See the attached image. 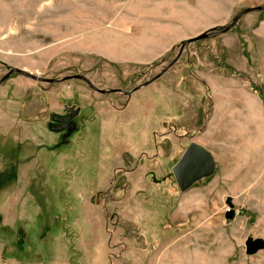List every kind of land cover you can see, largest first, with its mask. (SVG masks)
Masks as SVG:
<instances>
[{"label":"rangeland","instance_id":"obj_1","mask_svg":"<svg viewBox=\"0 0 264 264\" xmlns=\"http://www.w3.org/2000/svg\"><path fill=\"white\" fill-rule=\"evenodd\" d=\"M262 6L264 0H0V80L18 68L132 90L163 72L182 41ZM260 14L187 46L160 79L130 97L97 95L106 99L105 119L88 109L94 92L82 81L48 85L14 75L4 82L0 264H264V250L249 256L245 247L249 237L264 239V113L254 114L262 119L251 127L246 113L237 122L222 113L219 129L231 133L214 139L221 165L212 177L182 193L172 175L191 142L205 143L200 133L213 90L264 91L245 73L246 39ZM114 98L128 101L120 113L126 122L107 107ZM64 105L82 108L67 144L44 126ZM116 127L124 137L113 141L131 158L115 165L107 134ZM119 164L138 170L113 174Z\"/></svg>","mask_w":264,"mask_h":264},{"label":"water","instance_id":"obj_2","mask_svg":"<svg viewBox=\"0 0 264 264\" xmlns=\"http://www.w3.org/2000/svg\"><path fill=\"white\" fill-rule=\"evenodd\" d=\"M254 12H264V6L247 9V10L241 12L240 14H238L233 19V21L227 26H221L219 28H214V29L208 30V31L196 36V37L182 41L181 44L179 45V48H180L179 54L175 58V60L159 75H157L156 77H154L151 80H148L144 84L137 86L133 92H136L142 88L148 87L149 85H151L152 83H154L155 81L160 79L162 77V75L168 69H170L175 63L178 62V60L181 58L182 53L184 52V50L187 46L194 44V43H197V42H200L202 40L212 38V37L217 36V35L228 33L229 31H231L236 26V24L243 17H245L246 15H248L250 13H254ZM2 64L5 65V63H2ZM8 70H9L8 74H6V76H4L0 80V86L5 81H7L14 73H19L23 77H26V78H29L32 80L43 81V82H47V83L62 84V83L69 82V81H82V82L86 83L93 90L100 92V93H103V94L110 93V92H118V93L123 92L122 90H108V91L101 90L98 87H96L89 78H87L83 75H79V74L73 75V76H68V77H65L61 80H46V79H42V78H39L37 76H34L32 74H29L28 72H26L24 70H20L18 68H14V69L9 68ZM68 110L70 112H74V113L70 114L68 117H65V120H63V121L61 119H58V122L62 123V125H64V122L71 121L74 118H76L81 111L80 109L75 110L74 107H72ZM64 129H65L64 126H58V130H55V131H58V133H59V132H62ZM70 135H71V131L69 130L67 136L69 137ZM215 171H216V162H215L213 155L208 150H206L204 147L199 145L198 143L191 142L190 145L188 146V148L186 149V151L184 152L183 156L179 160V162L173 167L172 174L175 178V181L178 185L179 190L182 193H185L188 190H190L195 184L199 183L203 179H207V178L212 177L214 175ZM228 205H230L231 208L233 207L231 199L228 200ZM234 215H235L234 211H228L226 214V219L227 220H233ZM245 247H246V254L249 256H254L258 252L264 250V239L249 237L246 240Z\"/></svg>","mask_w":264,"mask_h":264},{"label":"crops","instance_id":"obj_3","mask_svg":"<svg viewBox=\"0 0 264 264\" xmlns=\"http://www.w3.org/2000/svg\"><path fill=\"white\" fill-rule=\"evenodd\" d=\"M251 21H254V18H252ZM252 34V36H247V42L245 44L247 49L246 61L248 66L247 69H245V73L249 81L253 80L256 82V80H259L264 85V14L257 16ZM226 78L227 77H224L222 80H225ZM231 92H235L241 99H237ZM210 95L211 96H208V98L212 105L210 106L209 120H206L205 126L202 128L200 133V138L204 137L205 143L201 142L198 144L206 150H210L209 152L215 159L217 169V163L220 162L221 165V161L217 155L219 149L217 144L214 142V139L219 140V138L224 134L226 135L231 133H223V130L219 129V127L223 124L220 122L222 119V113L226 112V120H232L234 122L238 121L240 112L246 113L248 116L245 115L243 117V122L248 124L250 127L252 123H260V119L262 118L259 116H257V118L253 117L255 113H259V115L264 113V91L260 92L257 88H254L253 91L246 88L241 89L240 87H237L234 90L218 88L217 90H213ZM131 107L132 106H130V109ZM211 113H213V115H211ZM217 171H215V173ZM260 177L262 178V176ZM110 181L111 178L107 180L109 184Z\"/></svg>","mask_w":264,"mask_h":264},{"label":"flooded vegetation","instance_id":"obj_4","mask_svg":"<svg viewBox=\"0 0 264 264\" xmlns=\"http://www.w3.org/2000/svg\"><path fill=\"white\" fill-rule=\"evenodd\" d=\"M14 75H18V76H22V75H20L19 73H14L12 76H14ZM11 76V77H12ZM10 77V78H11ZM23 77V76H22ZM9 78V79H10ZM24 78H26V77H24ZM8 79V80H9ZM29 79V78H28ZM42 79H46V80H48V78H42ZM7 80V81H8ZM32 80V79H31ZM49 80H53V79H49ZM7 81H5V82H7ZM34 81H36V82H40L41 84H48V85H58L57 83L55 84V83H47V82H43V81H37V80H34ZM2 86V85H1ZM136 88V87H135ZM134 88V89H135ZM99 89H101V90H106V89H103V88H99ZM134 89H132V90H126V89H122V88H118V89H111V90H122L123 92L122 93H118V92H110V93H105V94H103V93H100V92H97V91H95V90H93L92 88H91V90H92V92H94L93 94H92V96L90 97V100H89V102H88V104H87V107H88V109L90 110L91 109V112H92V114H95L96 116H98V115H101V116H104V114H105V116H104V119L108 116V113H106L105 112V109H106V107H105V104L107 103L105 100L106 99H101V98H99L97 95H99V96H103V97H107L108 95H110V94H113V95H119V96H122V98H125V97H130L133 93H135V92H133L134 91ZM106 91H108V90H106ZM41 96L44 98V100H45V104L47 103V97H48V93L45 91V90H41ZM127 102L128 101H126V100H121V99H118V100H115V98L114 99H112V101H110L109 103H108V108L109 109H111V110H113L116 114H118L119 116H117V117H115L116 119H117V121L118 122H126L127 120H121V115H120V113L121 112H124L125 111V109H127ZM52 100H50L48 103H47V106L48 107H52L53 105H52ZM72 107H74L75 108V110L76 109H80L81 111H80V113H79V115L76 117V118H74L73 120H71V121H67V122H64V125H62V123H59L58 122V119H61L62 121L63 120H65V117H68L70 114H72V113H74V112H70L68 109H70V108H72ZM72 107H70V106H68V105H64V107H63V113L62 114H58V112H56V111H53V112H51L50 114H49V121L46 123V124H44V126H46L49 130H51L52 132H54V133H56V134H60L61 135V143L62 144H67L68 143V140H69V138L75 133V132H77L79 129H80V126H79V123L77 122V119L80 117V115H81V112H82V108H80V107H76L75 105L74 106H72ZM137 114V113H136ZM139 114V113H138ZM103 119V120H104ZM58 126H64L65 127V129L62 131V132H59L58 133V131H55V130H58ZM69 130L71 131V135L68 137L67 135H68V132H69ZM116 134H118V136H119V138H121V136L120 135H122V134H120V131H119V129L116 127V128H112L111 130H108V134H107V139H108V143H107V145H109L111 148H110V150H112V154H113V163H114V160L115 159H117V160H121L123 163H126L128 160H127V158L129 157V158H131L130 156V153H128L127 151H124V150H122V149H120L119 150V147L117 148V145H116V143L113 141L114 140V137H112V136H116ZM123 136V135H122ZM133 136V135H132ZM131 136V137H132ZM124 137V136H123ZM136 137V136H135ZM109 150V151H110ZM130 162V161H129ZM115 164V163H114ZM116 165V164H115ZM114 165V166H115ZM138 170V166H137V164L134 166V168H125L124 166L123 167H120V164L119 165H117V166H115V168L113 169V174H133V173H135L136 171ZM173 175V174H172Z\"/></svg>","mask_w":264,"mask_h":264},{"label":"built area","instance_id":"obj_5","mask_svg":"<svg viewBox=\"0 0 264 264\" xmlns=\"http://www.w3.org/2000/svg\"><path fill=\"white\" fill-rule=\"evenodd\" d=\"M70 88H71V87H70ZM70 88H69V89H70Z\"/></svg>","mask_w":264,"mask_h":264}]
</instances>
